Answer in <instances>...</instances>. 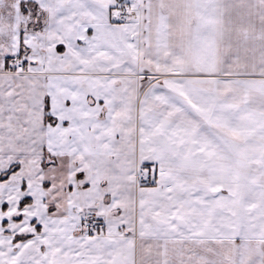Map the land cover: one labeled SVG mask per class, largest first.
I'll list each match as a JSON object with an SVG mask.
<instances>
[{"label": "snow or ice", "instance_id": "6c2138e0", "mask_svg": "<svg viewBox=\"0 0 264 264\" xmlns=\"http://www.w3.org/2000/svg\"><path fill=\"white\" fill-rule=\"evenodd\" d=\"M0 264H264V0H0Z\"/></svg>", "mask_w": 264, "mask_h": 264}]
</instances>
